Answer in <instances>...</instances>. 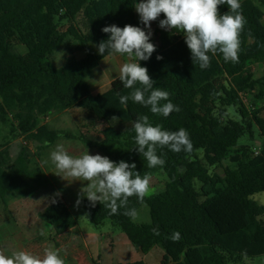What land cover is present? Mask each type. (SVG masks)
Returning a JSON list of instances; mask_svg holds the SVG:
<instances>
[{
    "label": "trees",
    "instance_id": "16d2710c",
    "mask_svg": "<svg viewBox=\"0 0 264 264\" xmlns=\"http://www.w3.org/2000/svg\"><path fill=\"white\" fill-rule=\"evenodd\" d=\"M264 4V0L261 1ZM137 0H0V122L9 135L24 136L36 145L30 154L22 148L13 160L7 149L0 151V201L31 196L51 190L52 183L40 164V152L51 146L59 133L40 118L55 112L76 109L82 128L102 125L103 139L89 140L80 133L77 140L113 162L135 163V171L151 178L163 174L162 191L129 198L128 209L146 205L150 223L136 225L125 215L126 209L111 214L104 204L95 206L82 199L84 216L95 227L109 222L131 246L146 254L154 248L163 251L161 264H238L264 257V206L251 196L264 192V73L255 77L251 65L264 63V13L251 0H240L246 23L240 33L238 62H225L222 54L211 58V66L201 70L193 64L182 33L162 28L153 34L156 51L149 60L139 61L155 82L153 87L169 92V100L181 110L168 117L153 114L149 108L129 101L120 105L116 93L126 95L119 76L103 93L93 95L86 78L102 60L97 45L110 34L102 28L115 24L140 27L136 19ZM218 6V13L228 12ZM82 19L84 29L78 22ZM160 20L164 15H160ZM17 37L24 54L11 50ZM63 48L68 54L61 68L53 65V54ZM77 53L83 54L79 60ZM157 56L162 59H157ZM248 99V104L245 99ZM168 101H161V104ZM229 110L235 118L228 117ZM140 115L164 130L189 133L193 151L175 153L157 148L165 160L163 167L149 168L138 152L133 124ZM116 117L117 119H112ZM82 122V123H83ZM255 150L239 145L240 139L253 137ZM202 153V161L197 153ZM229 165L224 166L223 162ZM219 168L222 175L211 173ZM195 182L198 188H195ZM42 212L53 237L68 234L78 222L61 196ZM158 229L159 235L153 233ZM180 234L173 241L174 233ZM91 264H102L99 259ZM121 264V263H115ZM126 264H145L134 261Z\"/></svg>",
    "mask_w": 264,
    "mask_h": 264
},
{
    "label": "clouds",
    "instance_id": "9594fccd",
    "mask_svg": "<svg viewBox=\"0 0 264 264\" xmlns=\"http://www.w3.org/2000/svg\"><path fill=\"white\" fill-rule=\"evenodd\" d=\"M227 5L228 12L220 15L218 6ZM140 22L148 29L132 25L123 28L115 24L105 26L102 32L110 34L107 40L97 45L98 54L105 53L127 55L129 62L120 68L119 79L124 88L130 91L126 95L119 92L120 105L127 107L129 101L149 108L153 114L168 117L172 112L181 109L169 100V92L154 88V81L148 74V69L142 67L139 61H147L156 51V46L150 42L151 22L156 21L161 14L164 19L159 21V27L168 31L173 29L182 33L190 53L191 60L201 70L211 66V58L222 54L225 62H238L240 50V33L246 23L241 13L240 0H141L135 4ZM157 59L162 57L157 56ZM161 101H168L161 104ZM112 119H117L113 117ZM135 143L138 152L147 161L149 168L163 167L165 160L157 155V148L167 147L175 153L181 151L191 153L193 144L186 129L178 131L164 130L161 125L153 126L147 115H140L133 124ZM50 160L56 168V175L72 181L87 182L80 189V198L86 197L95 206L97 202L110 209L111 214H117L124 208L125 215L132 220L138 218L135 208L128 209L130 197H137L143 203L149 191L151 175L143 176L135 171V163L111 161L100 154L91 155L88 150L79 156H71L63 145H57L50 154ZM57 192L50 198L51 203H57ZM80 199L77 200V204ZM153 233L159 235L158 229ZM173 241L180 239L178 232L172 236ZM0 264H66L60 254V249L48 247L43 256L33 255L26 251H13L6 255L0 250Z\"/></svg>",
    "mask_w": 264,
    "mask_h": 264
},
{
    "label": "rangeland",
    "instance_id": "374dc122",
    "mask_svg": "<svg viewBox=\"0 0 264 264\" xmlns=\"http://www.w3.org/2000/svg\"><path fill=\"white\" fill-rule=\"evenodd\" d=\"M254 5L264 13V4L262 0H251ZM141 0H137V3ZM136 18L141 25V28L146 32L147 28L140 22L139 14L136 12ZM160 18L151 22V41L156 42V37L153 32L159 27ZM80 26L84 29L82 19L78 17ZM261 23L264 24V18ZM11 50L17 54H24L26 49L20 43L17 37H14L10 42ZM68 54L63 48L58 49L52 57L53 65L56 68H61L65 64V60L68 58ZM83 57V54H75L76 60ZM129 62L127 55L113 54L112 58H106L100 62V65L93 70V72L86 78L90 89L94 92H103L108 89V83L120 75L121 66ZM113 65L114 71L111 72L109 66ZM255 77H260L264 73V63H258L251 65ZM101 76L98 79V75ZM103 83V86L97 88V83ZM248 104V99H245ZM228 117L235 118L232 110H229ZM78 110L55 112L45 117L40 118V123L46 124L49 128L59 133V139L51 146L47 147L40 152V164L51 179V190H39L31 196L23 199H12L8 203V209L10 211V217L6 219V216H2L0 224L7 222L8 220L15 224L11 229L0 231V250H4L6 255H10L13 251H26L33 255L43 256L44 249L48 247H54L60 249L61 256L65 259L66 264H91V256L101 255V259L104 262H111V259L119 260L122 258L123 262H134L143 260L146 264H161V259L158 257L160 248H154L146 254H141L134 250L129 244L126 237L116 228L112 227L109 222H104L101 226L95 227L90 224L85 216L83 205L80 202L77 204V181H72L71 178L62 177L56 175V168L50 160V154L55 150L57 145H63L65 150L71 156H79L86 151V149L80 145L77 141L78 132L86 134V130L82 128L84 122L80 119ZM83 122V123H82ZM102 125H99L96 129L88 130L86 135L92 141H100ZM260 140L256 129H253V137H245L239 140V145H248L251 150H257L255 146L259 144ZM22 148L27 149L30 154L36 151V145L27 140L24 136L12 137L9 135V129L4 127L0 122V151L7 149L11 159H15ZM89 154H98L94 150L89 151ZM197 157L202 161V153L198 152ZM224 166L229 165L228 161L223 162ZM209 172L222 175V170L219 168H209ZM166 182V177L163 174H158L151 178L149 191L147 196L158 193L163 190ZM195 188H198V183L195 182ZM59 192L66 203L69 205L71 212L78 222L77 230L81 232L84 237H88L90 240L98 239V245L93 244L89 246L85 243L83 237L74 230L66 239H56V242H52L51 238L54 236L50 227L43 222L42 212L44 208L50 203V198L53 194ZM251 199L259 206H264V192H260L251 196ZM2 208V206H0ZM138 218L132 222L136 225H147L150 223V217L148 208L146 205H142L137 211ZM5 220V221H4ZM264 220V216L261 217ZM27 223V225H25ZM4 225V224H3ZM113 241L114 250L111 251L108 242ZM92 249V250H91ZM98 253V254H97ZM238 264H264V257L255 258L252 260H243Z\"/></svg>",
    "mask_w": 264,
    "mask_h": 264
},
{
    "label": "crops",
    "instance_id": "0c3cea01",
    "mask_svg": "<svg viewBox=\"0 0 264 264\" xmlns=\"http://www.w3.org/2000/svg\"><path fill=\"white\" fill-rule=\"evenodd\" d=\"M137 19V18H136ZM138 21V20H137ZM80 54V53H79ZM112 56H113V54H111L110 56H108L107 58H112ZM81 59V58H80ZM106 59V58H105ZM79 60V59H78ZM109 69H110V71L111 72H113L114 71V67H113V65H110L109 66ZM97 75H98V73H97ZM100 75V74H99ZM98 75V79L101 77V76H99ZM118 77V76H117ZM116 77V78H117ZM115 79V78H114ZM114 79H112L109 83H108V88H109V86H110V83L114 80ZM89 85V84H88ZM101 86H103V83H101V82H98L97 83V88H99V87H101ZM89 87H91V86H89ZM106 90H108V89H106ZM105 90V91H106ZM90 91H91V93L93 94V95H96V94H100V93H103V92H105V91H103V92H94V91H92V89H90ZM73 110H76V109H73ZM73 110H67V111H73ZM51 129V128H50ZM84 129V128H83ZM94 129H96V128H94ZM51 130H53V129H51ZM86 130V134L85 135H87L88 133H89V131L90 130H92V129H85ZM89 130V131H88ZM102 131V130H101ZM80 133H83V132H78V136H79V134ZM101 136H102V133H101ZM87 137V136H86ZM59 139V138H58ZM57 139V140H58ZM89 139V138H88ZM103 139V136H102V138H101V140ZM56 140V141H57ZM90 140V139H89ZM100 140V141H101ZM55 141V142H56ZM78 141V140H77ZM92 141V140H91ZM100 141H98V142H100ZM54 142V143H55ZM79 142V141H78ZM94 142H96V141H94ZM53 143V144H54ZM52 144V145H53ZM51 145V146H52ZM80 145L81 146H83L86 150H88V152L89 151H91V150H94L95 152H97L98 154H100V155H102V156H104L102 153H100L99 151H97V150H95V149H90V148H88V147H86L84 144H82L81 142H80ZM51 146H49V147H51ZM48 147V148H49ZM51 180V179H50ZM86 185H87V182H81V181H77V197L80 199V202L82 201V199L83 198H80V189L82 188V187H86ZM62 197V196H61ZM27 198V197H26ZM63 198V197H62ZM85 199H87L86 197H84ZM15 199H17V198H15ZM21 199H23V198H21ZM12 200V199H11ZM63 200L65 201V199L63 198ZM10 202V201H9ZM8 202V203H9ZM65 203H66V201H65ZM82 203V202H81ZM97 203H99V202H97ZM67 204V203H66ZM0 206H2V208H0V220H2V216H6V219L8 218V217H10V211H9V209H8V204L6 205V206H4L2 203H1V201H0ZM67 206L69 207V205L67 204ZM69 209H70V207H69ZM84 210V209H83ZM71 211V210H70ZM4 214V215H3ZM42 220H43V218H42ZM5 221V220H4ZM44 222V221H43ZM4 224V225H3ZM3 224H0V231H5V230H8V229H11L13 226H16L15 224H13L12 222H10L9 220L7 221V222H4ZM25 225H27V223L25 224ZM74 230H76L78 233L77 234H80V236L81 237H83V239H84V241H85V243H87L89 246H91L92 244L94 245V246H97L99 243V241H98V239H96V238H94V239H92V240H90L88 237H84L82 234H81V232L79 231V230H77V228H75V229H73V230H71L68 234H66V235H63V236H60V237H52L51 238V240H52V242H56V239H63V240H65L66 239V236H69V234L70 233H72ZM128 241V240H127ZM130 244V243H129ZM108 245H109V247H110V249H111V251H113L114 250V244H113V241L112 240H109V242H108ZM131 245V244H130ZM92 250V249H91ZM135 250V249H134ZM98 254V253H97ZM99 255V254H98ZM98 255H95V256H91V259H90V263H91V260H95V259H99V261L102 263V264H115V263H121V264H126V263H130V262H123V260H122V258H120L119 260H114V259H111V262H104L102 259H101V255L100 256H98ZM162 256H163V251H159V253H158V257L160 258V259H162ZM139 261H143L142 259L141 260H139ZM144 262V261H143ZM145 263V262H144ZM146 264V263H145Z\"/></svg>",
    "mask_w": 264,
    "mask_h": 264
}]
</instances>
